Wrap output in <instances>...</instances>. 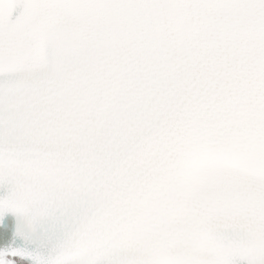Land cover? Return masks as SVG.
<instances>
[{"label":"snow or ice","instance_id":"obj_1","mask_svg":"<svg viewBox=\"0 0 264 264\" xmlns=\"http://www.w3.org/2000/svg\"><path fill=\"white\" fill-rule=\"evenodd\" d=\"M0 264H264V0H0Z\"/></svg>","mask_w":264,"mask_h":264}]
</instances>
